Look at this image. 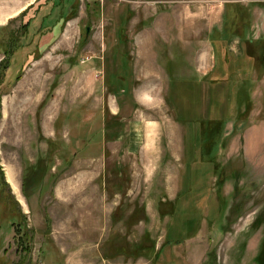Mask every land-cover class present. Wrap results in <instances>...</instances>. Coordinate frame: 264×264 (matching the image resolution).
Wrapping results in <instances>:
<instances>
[{
    "label": "rangeland",
    "instance_id": "obj_1",
    "mask_svg": "<svg viewBox=\"0 0 264 264\" xmlns=\"http://www.w3.org/2000/svg\"><path fill=\"white\" fill-rule=\"evenodd\" d=\"M263 38L264 0H0V264H264Z\"/></svg>",
    "mask_w": 264,
    "mask_h": 264
},
{
    "label": "trees",
    "instance_id": "obj_2",
    "mask_svg": "<svg viewBox=\"0 0 264 264\" xmlns=\"http://www.w3.org/2000/svg\"><path fill=\"white\" fill-rule=\"evenodd\" d=\"M256 42H258L257 44H258V46L260 47V50L262 49V55H260L261 56V58L262 59H260L261 61H262V63H263V66H264V38L263 39H258ZM201 122H204V121H200V123ZM206 123H207V121H205ZM200 137V140L202 139V135L201 136H199ZM15 200V199H14ZM3 211V210H2ZM5 212V211H4ZM5 215L7 216V217H9V216H12V215H8V214H6V212H5ZM17 219V218H16ZM13 224V223H12ZM261 259L264 257V248H262V251H261Z\"/></svg>",
    "mask_w": 264,
    "mask_h": 264
},
{
    "label": "crops",
    "instance_id": "obj_3",
    "mask_svg": "<svg viewBox=\"0 0 264 264\" xmlns=\"http://www.w3.org/2000/svg\"><path fill=\"white\" fill-rule=\"evenodd\" d=\"M9 169L14 173V171L11 168H9ZM14 177H15V175H14ZM15 180H16V177L14 178L13 183L16 182ZM11 186H12V188H14V191H16L17 194H19L18 186L17 185H11Z\"/></svg>",
    "mask_w": 264,
    "mask_h": 264
}]
</instances>
